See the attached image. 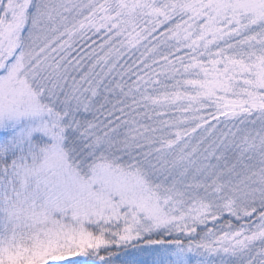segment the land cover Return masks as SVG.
Listing matches in <instances>:
<instances>
[{"label": "snow or ice", "instance_id": "snow-or-ice-1", "mask_svg": "<svg viewBox=\"0 0 264 264\" xmlns=\"http://www.w3.org/2000/svg\"><path fill=\"white\" fill-rule=\"evenodd\" d=\"M0 264H264V0H0Z\"/></svg>", "mask_w": 264, "mask_h": 264}, {"label": "rangeland", "instance_id": "rangeland-1", "mask_svg": "<svg viewBox=\"0 0 264 264\" xmlns=\"http://www.w3.org/2000/svg\"><path fill=\"white\" fill-rule=\"evenodd\" d=\"M73 259H75V258H73Z\"/></svg>", "mask_w": 264, "mask_h": 264}]
</instances>
